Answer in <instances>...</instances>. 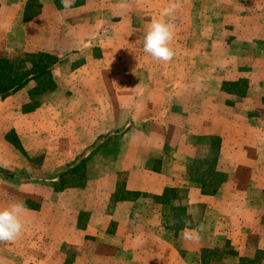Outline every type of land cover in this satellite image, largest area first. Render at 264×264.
<instances>
[{"label":"crops","instance_id":"obj_1","mask_svg":"<svg viewBox=\"0 0 264 264\" xmlns=\"http://www.w3.org/2000/svg\"><path fill=\"white\" fill-rule=\"evenodd\" d=\"M197 2L0 0V264H264V0Z\"/></svg>","mask_w":264,"mask_h":264},{"label":"clouds","instance_id":"obj_2","mask_svg":"<svg viewBox=\"0 0 264 264\" xmlns=\"http://www.w3.org/2000/svg\"><path fill=\"white\" fill-rule=\"evenodd\" d=\"M72 0H61L65 9H70ZM176 5L170 2V6L161 11L162 17H169L175 10ZM174 37L172 25L166 20H154L149 23L143 35V53L153 60L167 62L174 56V51L169 46ZM23 201H14L6 208H0V242L16 239L24 228L21 216L26 211ZM195 230L186 229L183 233L185 239H192L191 233Z\"/></svg>","mask_w":264,"mask_h":264},{"label":"rangeland","instance_id":"obj_3","mask_svg":"<svg viewBox=\"0 0 264 264\" xmlns=\"http://www.w3.org/2000/svg\"><path fill=\"white\" fill-rule=\"evenodd\" d=\"M198 2V12H203L205 10L207 11H210L209 13H207L206 15L210 16V14H214L212 13L214 11V9H218L217 5H219L221 3V0H197ZM210 6V7H209ZM213 6V8H212ZM204 14V13H203ZM221 13H218V14H215L217 16L218 19L221 18ZM202 17V18H201ZM201 17L199 16L198 20H201V19H205V16L203 17L201 15ZM203 20H201L202 22ZM202 23H200L199 25H201ZM188 29V28H187ZM187 31V30H186ZM169 46L172 48V50L174 49L173 48V45L172 44H169ZM11 199V198H10ZM10 204V203H9Z\"/></svg>","mask_w":264,"mask_h":264},{"label":"trees","instance_id":"obj_4","mask_svg":"<svg viewBox=\"0 0 264 264\" xmlns=\"http://www.w3.org/2000/svg\"><path fill=\"white\" fill-rule=\"evenodd\" d=\"M7 81H8V80L3 81V83H7ZM17 82H19V81H17ZM15 83H16V82L14 81V82L11 84L10 87H8L7 89H4V90L2 89L3 87H2V85H1V83H0V95H2V96L6 95L7 92H8V90H9L10 88H12V86H14Z\"/></svg>","mask_w":264,"mask_h":264}]
</instances>
